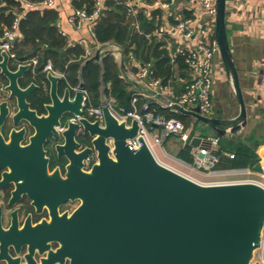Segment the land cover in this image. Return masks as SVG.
<instances>
[{
    "label": "water",
    "instance_id": "obj_1",
    "mask_svg": "<svg viewBox=\"0 0 264 264\" xmlns=\"http://www.w3.org/2000/svg\"><path fill=\"white\" fill-rule=\"evenodd\" d=\"M226 2L216 0L215 35L239 102L238 114L218 117L203 115L199 107L189 109L173 101L169 105L204 123L218 138L236 137L248 122L227 31ZM131 33L132 28L128 40ZM4 55L9 56L7 52ZM94 58L99 59L100 53ZM30 67L24 63L9 74L11 97L16 96L13 88L17 79L26 81ZM46 80L49 101L43 106L48 115L43 119L51 130L66 115L84 114L87 97L82 81L76 89L65 87L61 91L60 76L49 72ZM38 87L31 83L19 92L26 100ZM103 117L101 123L83 116L80 123L95 136L93 143L99 152V162L85 174L91 214L84 231L88 230L90 241L104 245H69L72 264H259L252 261L264 232L262 185L244 181L201 183L156 159L142 137L138 138L140 148H132L128 139L138 134L136 120L130 125L119 121L106 105ZM201 142L211 144V139L194 136L190 144L197 146Z\"/></svg>",
    "mask_w": 264,
    "mask_h": 264
},
{
    "label": "flooded vegetation",
    "instance_id": "obj_2",
    "mask_svg": "<svg viewBox=\"0 0 264 264\" xmlns=\"http://www.w3.org/2000/svg\"><path fill=\"white\" fill-rule=\"evenodd\" d=\"M22 64L0 50V264H72L69 245H104L84 231L91 214L85 174L99 162V152L81 118L69 114L49 128L43 119L49 100L35 96L40 87L25 100L19 91L40 86L31 67L11 97L9 74Z\"/></svg>",
    "mask_w": 264,
    "mask_h": 264
},
{
    "label": "built area",
    "instance_id": "obj_3",
    "mask_svg": "<svg viewBox=\"0 0 264 264\" xmlns=\"http://www.w3.org/2000/svg\"><path fill=\"white\" fill-rule=\"evenodd\" d=\"M21 2V11L19 8H15L12 12L16 15L15 19L10 26H6L2 35L0 36V50H7L11 57H15L16 54L13 51V46L16 40L20 37L19 22L26 12L36 8L37 5L43 7L52 8L56 4V0H39L38 3L31 0H19ZM73 2V0H71ZM93 11H89L86 7H75L72 14L69 17V22L77 27H81L83 24H88L92 37L94 38V45L85 48V57L90 58L100 53V58L110 52H116L122 55V59H125V55L121 46L113 43H99L96 42L94 27L97 19L100 17L104 3L106 0H92ZM127 7L130 8L131 13L134 15L142 11L148 17L152 16L153 9H162L164 11L163 18L172 15L176 19L174 24H162L156 30L155 34L158 38L165 41V47L168 49L172 61L175 60L177 55L185 57V61L188 64V69L192 74L184 86L181 93H175L172 85H165L159 77L155 75V69L151 62L142 64L136 60V56L133 51L129 52V59L135 62L138 67L137 78L140 81L145 82V90L135 92L132 98L131 109L121 107L116 109L113 105V101L105 96L102 97L99 106H86L84 103V114L73 115L72 119H80L83 116H93L94 120H99L101 123L103 117V106H108L111 113L119 121H127L128 125L133 120L138 122L139 130L137 136L128 139L129 145L134 148H140L141 142L139 137H142L151 150L153 155L163 164L160 157L155 151V147L158 146L163 153L169 156L163 144L167 137L175 136L181 142L182 147L191 145L193 136V128L188 127L185 123L176 116L160 111V107L170 109V111L176 112L174 109L169 108L170 103L178 102L184 105L186 108L192 109L199 107L200 112L203 115H213V87H214V59L216 55L220 53V46L218 39L215 35L217 5L216 0H155L153 3H147L145 0H124L121 1ZM196 6L201 7L203 15L207 17L205 23L199 20V16H189L177 13H173L175 7H188L193 9ZM133 25L138 26L137 22ZM59 32L66 36L67 32L59 29ZM87 46L84 39H80L77 42L72 43ZM20 63H29L36 66L39 63V57H33L28 60L20 61ZM45 75L51 72L53 75L64 77V73L55 69L53 61L49 59L43 67ZM78 86L74 87L75 89ZM84 94L88 96L87 90L84 89ZM145 98L146 101L140 103V100ZM211 144L207 142H201L197 146H192V155L194 157L193 163H188L180 158H176L183 164V166L193 170L195 172L203 173L204 171L211 170L213 165L218 161V156L213 153L214 147L218 146V138L209 136ZM204 141V140H203ZM231 157L234 155L231 154ZM169 166V165H168ZM183 173V172H182ZM189 177L199 181L196 177L184 173ZM226 174V173H224ZM260 178H248L244 182H255L264 187V174L259 175ZM201 182V181H199ZM242 182V181H240ZM203 183V182H201ZM258 261L259 264H264V232L262 236L261 245L256 249L254 259L252 262Z\"/></svg>",
    "mask_w": 264,
    "mask_h": 264
},
{
    "label": "trees",
    "instance_id": "obj_4",
    "mask_svg": "<svg viewBox=\"0 0 264 264\" xmlns=\"http://www.w3.org/2000/svg\"><path fill=\"white\" fill-rule=\"evenodd\" d=\"M38 3L39 0H31ZM124 0H106L103 11L97 19L94 32L96 42L115 43L121 46L125 59L129 58V52L133 51L136 60L142 64L151 62L156 77H159L165 85L177 87V93H181L185 83H179L180 78L188 77V64L185 57L177 55L172 61L165 41L158 38L155 30L164 22V11L153 9L152 16L148 17L142 11L133 14ZM153 3L155 0H145ZM74 7H86L93 11L92 0H73ZM19 0H0V36L3 26L12 25L15 14L13 9L19 8ZM59 13L55 8H33L26 12L19 22L20 37L15 41L13 51L20 61L39 57L36 66L31 65L30 74H35V81L40 85L35 96L39 101L48 99L45 92L48 87L43 67L51 59L55 69L64 73L61 78L60 90L65 87H76L82 81L88 96L86 106H99L103 96L111 99L116 109L124 107L131 109L132 98L135 91L131 88V81L123 74L122 65L118 63L113 54L107 53L101 59L85 57V47L80 44H71L68 37L63 36L57 27ZM138 23V28L133 25ZM132 28L131 37L128 33ZM175 87V88H176ZM146 101L145 98L140 103ZM160 111L180 118L186 126H190L192 116L183 115L160 107ZM220 148L213 153L218 156V161L212 168H249L256 172H262L260 159L256 150L244 141H229L226 138L219 139ZM192 145H186L177 152V158L188 163L194 162ZM230 150V151H229ZM233 154L230 157L228 153Z\"/></svg>",
    "mask_w": 264,
    "mask_h": 264
},
{
    "label": "crops",
    "instance_id": "obj_5",
    "mask_svg": "<svg viewBox=\"0 0 264 264\" xmlns=\"http://www.w3.org/2000/svg\"><path fill=\"white\" fill-rule=\"evenodd\" d=\"M36 8L41 9L44 7L37 5ZM52 8H55L59 13L58 30L62 29L67 32L66 37H68L71 44L84 39L87 45L84 46L85 48L94 45L95 40L87 23L77 27L69 22V17L75 8L71 0H56V4ZM174 9L173 13H177V16H180V14L199 16V20L203 23L207 20L200 6L193 9L188 7H175ZM168 16L164 18L163 24H174L176 19L172 15ZM226 23L240 85L246 102L248 122L244 131L238 133L236 137L226 135V137L221 138H226L229 141H244L252 146L260 159L262 172H256L249 168H212L204 171L203 174L183 167L185 169L184 173L196 177L205 184L246 181L248 178H258L260 174H264V0H227ZM135 27L138 28L136 25ZM110 53L122 65V55L116 52ZM124 64L122 72L131 81V88L135 92L145 90V82L137 78L138 67H136L135 62L128 58L127 61L124 59ZM213 72L215 78L212 96L213 115L218 117L237 115L240 108L239 102L228 80L221 53L215 57ZM191 77L192 74L188 71V77L180 78L179 83L184 84ZM175 87L173 86V90L177 93L178 90ZM211 137L218 138L213 133ZM221 138H218V146L214 147L215 150L220 148L219 139ZM164 143L175 146L180 141L175 136H169ZM226 153L229 154L230 152Z\"/></svg>",
    "mask_w": 264,
    "mask_h": 264
},
{
    "label": "rangeland",
    "instance_id": "obj_6",
    "mask_svg": "<svg viewBox=\"0 0 264 264\" xmlns=\"http://www.w3.org/2000/svg\"><path fill=\"white\" fill-rule=\"evenodd\" d=\"M214 61H215V59H214ZM190 127L193 128V136H200L203 138H208L209 136L212 135V133L209 131V128L204 123L196 120L193 117L191 119ZM163 147H164L166 153L172 157L166 156L163 153V151L160 149V147L156 146L155 151L158 154V156L160 157L161 161H163L164 163H166L170 167L184 173L185 169L183 167H185V166H183V164H181V162L176 159L177 158V152L182 148L181 142L176 144L175 146H172V144L170 145V143H164ZM246 176H248V175H246ZM258 178H260V177H258Z\"/></svg>",
    "mask_w": 264,
    "mask_h": 264
}]
</instances>
